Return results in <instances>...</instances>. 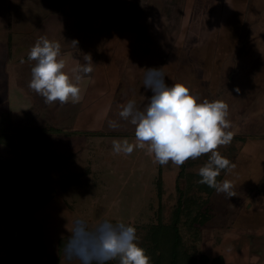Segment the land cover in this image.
I'll use <instances>...</instances> for the list:
<instances>
[{
  "label": "rangeland",
  "instance_id": "374dc122",
  "mask_svg": "<svg viewBox=\"0 0 264 264\" xmlns=\"http://www.w3.org/2000/svg\"><path fill=\"white\" fill-rule=\"evenodd\" d=\"M251 1L0 0V114H9V134L18 144H0V160L23 162L24 176L37 171L53 187L34 217L58 264H81L65 255L77 219L89 228L106 220L131 224L140 240L141 226L158 214L171 218L185 185L177 178L183 165L154 163L146 148L131 155L112 149L114 140L134 141V126L118 113L129 99L141 109L147 105L148 68H160L169 86L182 82L201 101L229 105L233 138L218 151L231 162L244 140L264 141V4L247 10ZM40 36L61 44L66 71L91 56L94 71L80 82L79 103L49 105L28 87L35 62L27 57ZM110 120L119 126L109 127ZM190 160L185 170L198 171L208 156ZM237 181H231L236 196L216 190L210 196L211 218L199 243L207 255L222 252L213 243L225 225L230 237L243 241L252 236L247 232L264 235V181L252 189ZM5 194L9 198L10 189Z\"/></svg>",
  "mask_w": 264,
  "mask_h": 264
},
{
  "label": "clouds",
  "instance_id": "9594fccd",
  "mask_svg": "<svg viewBox=\"0 0 264 264\" xmlns=\"http://www.w3.org/2000/svg\"><path fill=\"white\" fill-rule=\"evenodd\" d=\"M71 42L77 48L78 41ZM60 57L61 44L40 36L27 57L35 62L28 87L49 105L79 103L83 98L80 82L94 71V63L90 55H84V63L69 72L65 70L66 61ZM20 62L25 61L21 58ZM143 87L152 93L147 105L141 109L135 100L129 99L118 113L120 120L134 126V141L114 140L113 152L131 155L136 149L146 148L154 163L163 166L171 162L177 167L189 159L207 155L208 160L198 169V182L229 199L236 196L229 180H217L221 171L230 172L235 167L218 151L233 138V133L228 131L231 127L229 105L219 99L201 101L182 82L169 86L160 68L147 69ZM108 126L119 125L110 120ZM65 255L78 259L81 264H107L115 259L119 264H150V257L138 243L135 226L107 220L89 228L86 221L77 219Z\"/></svg>",
  "mask_w": 264,
  "mask_h": 264
},
{
  "label": "trees",
  "instance_id": "16d2710c",
  "mask_svg": "<svg viewBox=\"0 0 264 264\" xmlns=\"http://www.w3.org/2000/svg\"><path fill=\"white\" fill-rule=\"evenodd\" d=\"M6 42L8 55L10 36ZM9 117V114H0V144L15 147L18 144L13 143L9 134L12 128ZM193 162L188 163L192 165ZM24 172L23 162L0 160V264H58L59 256L46 252L41 225L34 217V213L51 199L54 189L41 173L33 171L24 176ZM197 173L185 170L183 164L177 178L183 179L185 185L180 189L181 196L169 221H163L158 214L156 222L141 226L138 243L150 257V264H224L221 255L211 257L199 248L203 227L211 218L209 203L215 189L200 184ZM223 173L221 171L217 177L219 182ZM156 186L161 197L160 179ZM6 189H10L9 198ZM107 264H119V260Z\"/></svg>",
  "mask_w": 264,
  "mask_h": 264
},
{
  "label": "crops",
  "instance_id": "0c3cea01",
  "mask_svg": "<svg viewBox=\"0 0 264 264\" xmlns=\"http://www.w3.org/2000/svg\"><path fill=\"white\" fill-rule=\"evenodd\" d=\"M261 3L264 4V0H252L249 2L247 10L252 8L251 4H255L257 5L256 7H258V4ZM11 82L12 81H10V86ZM13 82L17 84L15 80H13ZM23 98L25 99V97ZM254 142H251V140H244V142L241 143L242 145L237 149L235 155L237 161H235V163L234 161L231 162L235 167L231 169L230 172L224 171L220 182L225 179L230 182L238 179V184L243 188L252 189L254 187H259L264 181V141L258 142V140H255ZM235 172H237V176H235ZM251 201H253L252 203L254 204V198H252ZM254 227L258 228L257 225ZM224 228L226 229V233L222 231L220 233L221 239L216 238L213 243L222 249V252L216 255H221L223 257L224 264H229L227 261L229 259L228 256H232L233 259H230L232 264H264V235H258L260 233L255 231L247 232L248 235L252 233V236L246 237L243 241L239 236L234 238L229 236L227 232L228 225H225ZM216 255L208 256L212 257Z\"/></svg>",
  "mask_w": 264,
  "mask_h": 264
}]
</instances>
